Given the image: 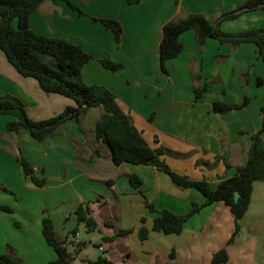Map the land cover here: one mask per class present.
<instances>
[{
    "label": "crops",
    "instance_id": "obj_1",
    "mask_svg": "<svg viewBox=\"0 0 264 264\" xmlns=\"http://www.w3.org/2000/svg\"><path fill=\"white\" fill-rule=\"evenodd\" d=\"M71 1L83 13L61 0H44L30 15V28L70 40L92 54L94 58L82 68L83 81L112 92L148 144L157 146L153 143L156 138L171 151L164 160L172 169L192 179H205L213 187L233 175L245 163L252 135L261 124L263 87L256 84V78H264V67L256 46L249 42L231 46L215 38L198 45L194 31L188 30L179 36L182 51L166 61L167 73L159 68L158 48L167 21L191 13L215 21L246 0ZM92 17L117 19L122 25L121 42L115 43L110 30ZM220 27L225 32L264 28V11H241L238 17L222 21ZM105 56L122 67L105 69L99 61ZM205 83L204 98L195 101L194 88ZM0 95L19 98L35 120L75 105L72 98L47 93L36 79L19 74L1 50ZM245 97L248 103L240 109L212 111L214 101L239 104ZM98 116L89 126L90 133L83 126L82 132L70 119L61 125L60 133L38 141L26 130L8 131L6 123L12 116L0 114V202L12 207V212H0V254L11 253L26 264L53 260L55 252L41 231L43 210L64 238L76 226L73 211L77 204L91 200L98 230L85 233L80 227L76 239L84 240L85 245L71 264H90L88 260L102 250H107L112 264H213L212 255L222 247L228 258L217 264H264V180L252 183L238 234L228 245L235 227L223 202L203 206L177 234L153 231L156 213L148 210L142 194L131 186L129 174L141 178L140 190L156 210L185 214L191 202L201 204L204 198L195 189L176 187L152 166L114 165L108 147L91 131ZM146 121L155 129L151 133L145 131ZM18 147L46 179L42 186L36 187L22 175L15 160ZM96 150L100 156L94 155ZM109 180L114 182L108 184ZM141 225L149 230L145 240L138 236ZM119 230L129 232L109 244L102 242L104 235Z\"/></svg>",
    "mask_w": 264,
    "mask_h": 264
},
{
    "label": "trees",
    "instance_id": "obj_2",
    "mask_svg": "<svg viewBox=\"0 0 264 264\" xmlns=\"http://www.w3.org/2000/svg\"><path fill=\"white\" fill-rule=\"evenodd\" d=\"M44 0H0V50L16 71L24 77L37 80L40 88L47 93H57L75 102L74 106H66L60 113L41 120L28 116L24 103L10 95H0V114L12 116L6 123V129L11 133L26 130L34 139L41 141L46 137L61 132V125L67 120L74 119L83 132L82 119L88 110L101 108L102 111L94 124L93 134L97 140L104 143L109 149V156L114 165L127 162L136 165L154 167L168 176L171 183L180 189H195L204 198L201 204L191 202L190 209L185 214H176L167 209L156 210L148 202L140 190L142 180L135 174H129L132 187L142 194L145 206L149 211L155 212L151 229L164 234L179 233L184 224L203 207L216 202H223L229 207L234 219V231L226 242L230 244L239 231L238 221L246 212L252 183L264 180V78L257 77L256 84L263 87L261 111V124L256 133L252 135L251 145L244 164L237 166L233 175L228 176L213 187L205 179H192L186 174L172 169L164 160L165 155L171 151L154 138L152 147L145 140L142 132L138 130L130 115L124 111L116 96L105 87L97 84H86L82 79L83 66L92 60V54L86 52L80 45L60 37H52L34 32L29 26V18ZM69 7L83 13L71 0H61ZM139 0H126L136 3ZM245 8L242 12L264 11V0H246L237 9L222 13L215 21L208 20L199 13L187 14L179 19L167 21L162 26L159 43V68L167 73L166 61L175 58L183 49L179 36L188 30H193L198 45H202L207 38H215L221 44L237 46L241 43H253L256 46L257 57L264 67V28H252L239 32H225L220 24L224 20L238 17L241 12L236 10ZM99 21L111 32L115 43L122 38L121 23L111 17H92ZM102 66L110 71H117L122 63L111 60L108 56L99 59ZM208 85L195 87L194 100L204 98ZM245 97L242 103L229 104L221 101L212 103V111L225 113L232 109H240L248 103ZM154 117L150 114L148 120ZM100 156L99 150L94 153ZM178 155V153H176ZM15 160L19 163L22 175L36 187L42 186L46 179L40 177L38 171L24 157L18 147ZM114 180H109L108 184ZM91 200L81 201L75 207L73 214L76 217V226L68 232L66 237L60 238L51 218L42 213L41 231L45 242L55 252V258L45 264H71L78 252L85 245L84 240H77V232L82 227L85 233L98 230V223L93 215ZM0 212H12V207L0 202ZM142 221L144 219L142 218ZM129 231L119 230L111 236H103V243H111L117 236ZM149 230L141 225L138 229L140 240L148 237ZM101 244H98L100 247ZM102 252L90 264H112ZM228 254L225 247L220 248L212 255L213 264L227 261ZM0 264H26L23 260L11 253L0 254Z\"/></svg>",
    "mask_w": 264,
    "mask_h": 264
},
{
    "label": "rangeland",
    "instance_id": "obj_3",
    "mask_svg": "<svg viewBox=\"0 0 264 264\" xmlns=\"http://www.w3.org/2000/svg\"><path fill=\"white\" fill-rule=\"evenodd\" d=\"M102 109L101 108H93L91 109V111L84 116V119L82 120V126L85 130L88 131V133H90V125H92V121H94V119L98 116L99 113H101ZM148 121L145 122V131L146 133H151L154 129V127L147 123ZM94 128H92V133H93ZM86 139H88V141L90 140V136L89 134L86 135ZM93 138H91V142H92ZM90 142V144H91ZM104 144V143H103ZM83 235V233H82Z\"/></svg>",
    "mask_w": 264,
    "mask_h": 264
},
{
    "label": "water",
    "instance_id": "obj_4",
    "mask_svg": "<svg viewBox=\"0 0 264 264\" xmlns=\"http://www.w3.org/2000/svg\"><path fill=\"white\" fill-rule=\"evenodd\" d=\"M245 8H240V9H238V10H236L237 12H241V11H243Z\"/></svg>",
    "mask_w": 264,
    "mask_h": 264
},
{
    "label": "built area",
    "instance_id": "obj_5",
    "mask_svg": "<svg viewBox=\"0 0 264 264\" xmlns=\"http://www.w3.org/2000/svg\"><path fill=\"white\" fill-rule=\"evenodd\" d=\"M101 248V247H100Z\"/></svg>",
    "mask_w": 264,
    "mask_h": 264
}]
</instances>
